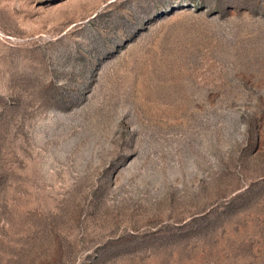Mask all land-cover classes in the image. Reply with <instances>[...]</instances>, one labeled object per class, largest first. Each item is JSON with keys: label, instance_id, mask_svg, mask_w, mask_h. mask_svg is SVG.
Masks as SVG:
<instances>
[{"label": "rangeland", "instance_id": "1", "mask_svg": "<svg viewBox=\"0 0 264 264\" xmlns=\"http://www.w3.org/2000/svg\"><path fill=\"white\" fill-rule=\"evenodd\" d=\"M0 264H264V0H0Z\"/></svg>", "mask_w": 264, "mask_h": 264}]
</instances>
